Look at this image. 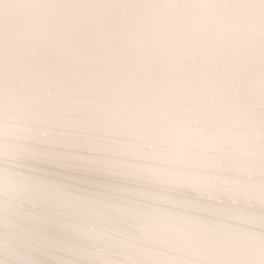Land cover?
Listing matches in <instances>:
<instances>
[{
  "label": "snow or ice",
  "instance_id": "1",
  "mask_svg": "<svg viewBox=\"0 0 264 264\" xmlns=\"http://www.w3.org/2000/svg\"><path fill=\"white\" fill-rule=\"evenodd\" d=\"M0 264H264V0H0Z\"/></svg>",
  "mask_w": 264,
  "mask_h": 264
}]
</instances>
